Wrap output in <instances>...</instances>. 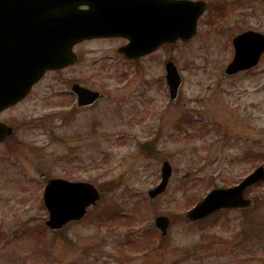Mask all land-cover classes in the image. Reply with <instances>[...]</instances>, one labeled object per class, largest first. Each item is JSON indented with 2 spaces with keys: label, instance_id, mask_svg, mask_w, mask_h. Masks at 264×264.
Segmentation results:
<instances>
[{
  "label": "rangeland",
  "instance_id": "rangeland-1",
  "mask_svg": "<svg viewBox=\"0 0 264 264\" xmlns=\"http://www.w3.org/2000/svg\"><path fill=\"white\" fill-rule=\"evenodd\" d=\"M203 1L189 43L127 60L117 51L125 39L82 42L73 47L78 63L48 72L0 114L14 128L13 139L0 143V264H264V184L251 190L254 206L245 213L200 224L185 218L209 189L237 183L264 161V56L248 72L223 73L232 37L264 33V0ZM167 61L182 78L171 104ZM74 82L104 97L79 108ZM163 160L173 175L150 200ZM52 178L102 192L80 223L60 233L45 226L40 198ZM157 215L170 220L165 239ZM242 229L245 236H234Z\"/></svg>",
  "mask_w": 264,
  "mask_h": 264
},
{
  "label": "water",
  "instance_id": "water-1",
  "mask_svg": "<svg viewBox=\"0 0 264 264\" xmlns=\"http://www.w3.org/2000/svg\"><path fill=\"white\" fill-rule=\"evenodd\" d=\"M71 7L70 0H0V112L23 99L46 70L74 63L72 47L84 39L114 35L128 38L129 43L119 49L126 58L148 54L163 43L189 41L197 32V20L205 3L128 0L120 6H91L82 12ZM233 45L235 54L225 71L229 75L259 62L264 35L247 31L236 36ZM166 81L174 101L181 79L172 62L166 64ZM73 89L80 106H88L101 97L100 93L77 85ZM11 132V128L0 123V141ZM171 174L169 163L164 162L162 182L149 192L151 198L164 192ZM263 178L264 170L258 168L237 187L211 191L188 211L187 217L195 221L221 208L249 204L242 199L244 190ZM98 199V190L87 182L51 179L44 191L49 213L45 224L57 230L70 220H80ZM155 224L165 236L169 226L166 216L157 217Z\"/></svg>",
  "mask_w": 264,
  "mask_h": 264
},
{
  "label": "flooded vegetation",
  "instance_id": "flooded-vegetation-1",
  "mask_svg": "<svg viewBox=\"0 0 264 264\" xmlns=\"http://www.w3.org/2000/svg\"><path fill=\"white\" fill-rule=\"evenodd\" d=\"M76 1H78V3H76L75 6H77L78 8L87 9V8H89L90 5L100 6L101 3H103L105 0H70V3H71V2H76ZM107 1H109V2H117V3H119V2L122 1V0H106V2H107ZM71 4H72V3H71ZM71 4H70V5H71ZM67 68H70V66L67 67ZM47 75H48V74H47ZM47 75H46V76H47ZM69 84H70V81H69ZM68 93H69V96H70V86H69V91H68ZM69 111H70V106H69ZM69 111H68V112H69Z\"/></svg>",
  "mask_w": 264,
  "mask_h": 264
}]
</instances>
